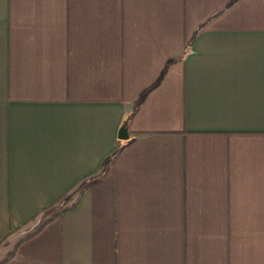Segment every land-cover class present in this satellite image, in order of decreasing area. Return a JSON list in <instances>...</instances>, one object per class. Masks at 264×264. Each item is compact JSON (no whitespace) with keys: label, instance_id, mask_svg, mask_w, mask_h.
<instances>
[{"label":"crops","instance_id":"1","mask_svg":"<svg viewBox=\"0 0 264 264\" xmlns=\"http://www.w3.org/2000/svg\"><path fill=\"white\" fill-rule=\"evenodd\" d=\"M0 264H264V0H0Z\"/></svg>","mask_w":264,"mask_h":264},{"label":"water","instance_id":"2","mask_svg":"<svg viewBox=\"0 0 264 264\" xmlns=\"http://www.w3.org/2000/svg\"><path fill=\"white\" fill-rule=\"evenodd\" d=\"M119 137L120 138H126L127 137V132L125 131L124 128L120 129Z\"/></svg>","mask_w":264,"mask_h":264},{"label":"rangeland","instance_id":"3","mask_svg":"<svg viewBox=\"0 0 264 264\" xmlns=\"http://www.w3.org/2000/svg\"><path fill=\"white\" fill-rule=\"evenodd\" d=\"M53 211H54V208H51V209L45 211V212L41 215V218H42V217H45V216H47V215L52 214Z\"/></svg>","mask_w":264,"mask_h":264}]
</instances>
